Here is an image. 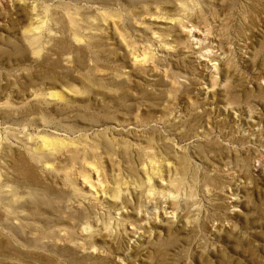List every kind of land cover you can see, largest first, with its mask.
<instances>
[{"label":"rangeland","instance_id":"rangeland-1","mask_svg":"<svg viewBox=\"0 0 264 264\" xmlns=\"http://www.w3.org/2000/svg\"><path fill=\"white\" fill-rule=\"evenodd\" d=\"M0 264H264V0H0Z\"/></svg>","mask_w":264,"mask_h":264},{"label":"bare ground","instance_id":"bare-ground-1","mask_svg":"<svg viewBox=\"0 0 264 264\" xmlns=\"http://www.w3.org/2000/svg\"><path fill=\"white\" fill-rule=\"evenodd\" d=\"M180 28V27H179ZM188 31V30H187ZM186 31V34H187V36L189 37V39L193 42V43H195L196 41H198L199 40V38H200V33L198 32V31H196V30H189L188 32ZM185 33V32H184ZM185 34V35H186Z\"/></svg>","mask_w":264,"mask_h":264}]
</instances>
